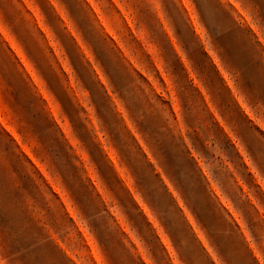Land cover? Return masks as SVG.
Segmentation results:
<instances>
[{
	"label": "clouds",
	"instance_id": "1",
	"mask_svg": "<svg viewBox=\"0 0 264 264\" xmlns=\"http://www.w3.org/2000/svg\"><path fill=\"white\" fill-rule=\"evenodd\" d=\"M0 264H264V0H0Z\"/></svg>",
	"mask_w": 264,
	"mask_h": 264
}]
</instances>
